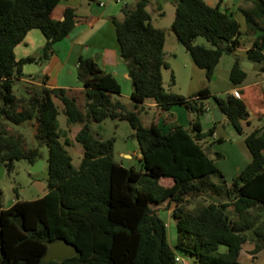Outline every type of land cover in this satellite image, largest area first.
<instances>
[{
    "label": "trees",
    "instance_id": "1",
    "mask_svg": "<svg viewBox=\"0 0 264 264\" xmlns=\"http://www.w3.org/2000/svg\"><path fill=\"white\" fill-rule=\"evenodd\" d=\"M58 1L0 0V164L11 170L14 160L31 164L41 157L39 147L27 146L22 134L10 126L30 120L34 137L46 147L47 184L42 195L14 197L0 208V264H171L177 253L193 257L197 264H239L246 240L253 243L250 256H256L264 248V81L243 85L247 70L236 47L243 31L250 37L244 58L257 63L264 74V0L238 6L243 30L231 12L220 8V0L213 5L205 0L173 3L170 29L206 80L223 52L233 54L227 76L238 95L213 93V106L239 133L248 123L245 112L262 120L244 134L249 160L228 181L202 146L213 132L212 126L202 130L199 122V115L209 108L203 102L211 94L208 88L183 96L162 86L161 69L168 67L163 59L165 32L150 22L148 0H135L122 8L121 19H112L132 84L131 106L111 97L119 94L117 81L84 56L78 57L75 69L84 111L64 88L48 86L44 75L37 83L22 80V93L12 91L13 82L23 76L22 64L34 59L16 58L13 51L26 32L31 28L42 32L40 52L45 59L51 44L73 26L72 6L65 5L58 17L52 15ZM197 36L207 44L195 43ZM54 97L66 122L80 123L73 136L82 148L77 167L64 147L69 140L58 127ZM147 98L162 109L182 105L190 115L188 124L172 123L167 129L155 122L142 124L138 111ZM105 118L129 123L139 149V167L114 161L112 138L99 139L89 130V121ZM220 156L214 151V157ZM161 178L170 183L162 184ZM198 195L202 200L188 206V198ZM162 201L173 204L172 244L165 221L151 206ZM59 238L73 243L76 252L42 261L48 242ZM220 244L223 250H218Z\"/></svg>",
    "mask_w": 264,
    "mask_h": 264
},
{
    "label": "rangeland",
    "instance_id": "2",
    "mask_svg": "<svg viewBox=\"0 0 264 264\" xmlns=\"http://www.w3.org/2000/svg\"><path fill=\"white\" fill-rule=\"evenodd\" d=\"M165 12L163 15H156L153 10H148L152 15V23L159 25L165 32V45L166 48L172 49L175 51L174 56H168L169 62L171 66L161 69V81L162 86L167 91H172L179 93L183 96L187 95V88L189 86L190 80L189 76L192 73V68L199 69L192 63H189V66H183V62L185 58H188V53L184 49V47L179 43L176 39L174 33L170 29V21L172 16V8L170 6L165 5ZM243 21L240 20V29L243 30ZM240 43H247L250 40L249 36H246L243 31H241ZM195 43L207 44L206 40L202 36H197L194 39ZM264 51V48H263ZM233 54L223 52L218 59V62L215 64L213 68L212 77L208 80L205 79L204 73L202 79L199 80L197 85L206 86L211 94L203 98V102L209 106L214 107L212 94H217L220 96H224L225 91L223 90L224 85H228L227 78V69L232 63ZM195 70V69H194ZM203 72V71H202ZM264 74L260 71L255 63L252 68L247 70V76L244 82H249L251 78L260 79L263 78ZM264 81V79H263ZM22 80H15L12 85V91L18 95L22 93ZM198 86V87H199ZM264 90V88H263ZM216 91V92H215ZM71 95V94H68ZM77 105L81 110L84 111V103L85 98L83 93L75 92L74 94ZM113 99L117 98L127 106H131V100L128 97H122L119 94L111 96ZM54 100L57 105L58 114L57 121L58 127L61 131L64 132L65 136L68 138V144H64L65 149L70 155L71 163L74 167L78 166L82 148L81 145L74 140V133L77 126L80 123H70L66 122L65 115L62 112V105L60 101L54 97ZM150 98L146 99V103L142 104V108L139 109L138 115L142 124H148L150 122L158 123L163 129H167L172 121L175 120V116L170 114L176 108L183 112L184 120L182 121V117H180L183 123H187L190 118L189 113L186 109L179 104H173L168 109H162L159 107H155L147 103ZM178 106V107H175ZM185 121V122H184ZM199 122L202 130H207L209 127L215 128L217 133L223 137V141L221 140H209L210 136H207L205 140L202 142V146L206 149L208 154L214 158V162L216 165L220 167H229L230 162H232V156H240L245 157L248 154V150L243 142V136L247 133L252 127L262 124V120L257 118L256 116H252L250 118V123L243 127L242 132H237L228 120L223 117L221 120H217L212 123L210 118L209 111H204L199 115ZM11 128L15 132H19L22 134L24 141L27 146H38L41 157L44 159L46 156V147L43 143H40L38 139H36L33 135V126L30 123V120H25L19 124H10ZM89 130L99 139H108L112 138V158L114 161L121 163L124 166H134L139 167L138 155L139 149L137 146L136 139L133 135V130L130 127L129 123L124 119L118 118H105L101 121H89L88 122ZM61 141L63 136L59 138ZM214 151H220L225 154L223 158V154L220 157H214ZM264 153V150H263ZM125 154H129L128 156ZM31 164H29L25 159H18L13 161V167L11 170H6L3 165L0 164V205L3 207L8 206L14 197L20 199H31L37 196L42 195L46 191V174H45V166L43 165L41 168L36 170H30ZM160 182L162 184H169V178H161ZM15 188V189H14ZM201 195L189 197L187 205L192 206L194 202L198 200H202ZM172 203H168L166 201H162L158 205L152 204L151 206L157 210V214L163 218L166 223V236L169 243H173L175 240V227L172 218L167 214L166 208L172 207ZM248 242L243 244L242 253L240 255V263L239 264H264V257L259 254V251H264L260 249L257 253V259H252L250 256L249 259H243V253L248 252L246 248ZM224 246L219 245L218 250H223ZM185 262V264H197L195 259L185 253H177ZM171 264H178L177 261L172 262Z\"/></svg>",
    "mask_w": 264,
    "mask_h": 264
},
{
    "label": "crops",
    "instance_id": "3",
    "mask_svg": "<svg viewBox=\"0 0 264 264\" xmlns=\"http://www.w3.org/2000/svg\"><path fill=\"white\" fill-rule=\"evenodd\" d=\"M175 1L176 0H148L146 9L153 10L156 15H163L165 12L164 7L165 5H167L172 8L173 15V3ZM205 1L211 5L217 2V0ZM134 2L135 0H107L103 5H98L96 0H59L52 10V15L54 17H58L62 8L65 5L72 6L75 12V21L73 23V26L65 36L58 40H55L51 44V53L45 59L41 58L40 52V48L45 40L42 32L38 28L29 29L24 35L23 39L19 43H17L13 48L16 58L26 55L34 56L33 60L22 64L21 71L23 72V76H21L19 80H30L37 83L40 81V78L44 75L48 86L62 87L66 90L67 94H71L74 96L75 92L82 93V85L76 78L75 69L78 57L84 56L91 58L102 71L112 75L119 85V95L122 97L129 98V94L132 89V84L130 77L127 73L125 62L119 54L112 19H121L123 17L122 8L126 6L130 7L134 4ZM249 2L250 0H220L219 6L221 9L227 12H231L240 25V20L242 19L243 21V18L240 12L238 11V6L247 5L249 4ZM149 14L150 22L152 23L151 12ZM152 25L160 27L159 25L154 23H152ZM249 43L250 40L247 43H240L239 46L236 47L237 55L242 57L240 61L247 60L246 58H244V50L249 45ZM174 55L175 51L166 48L164 38L163 59L167 62L169 67L171 66V64L167 57ZM187 57L188 58H185V61L183 62V66H189V63L195 65L189 55ZM253 66L254 64L250 62L249 68H252ZM190 67L192 69V73H190L189 76L190 83L187 88V95L202 87V85H197L196 87V83L198 84L199 80L203 77L202 73H204L202 72L203 70L201 71L197 68H192V66ZM198 68L202 69L200 67ZM249 68L245 69L248 70ZM263 79L264 77L260 79L251 78L249 82H246L243 85H250L257 81L263 82ZM227 83L228 85H224L223 87V90L225 92H230L232 88L236 87L230 85L229 79ZM142 103H146V99H144ZM147 103L155 106V103L152 99L147 101ZM212 108L213 107H209L207 111H209L210 113ZM173 111L174 112L170 113L175 116V120H173L172 123H178L183 126L187 125V123L182 122L184 120L183 112L177 108L175 110L173 109ZM246 115H248V117L246 118L248 123L244 124L243 127L250 123L251 116H249L248 112ZM180 117L183 118L182 121ZM223 117L224 115L221 114V118L218 120H221ZM258 126L260 125H257L255 127ZM77 127L78 128L76 129V131L79 129L80 125ZM253 128L254 127H252L250 130H252ZM209 136V140H207L208 142L211 140H221V142H224L223 137L217 133L215 128H213V132ZM222 154L224 158L225 154ZM125 155L128 156L129 154ZM249 157V152L247 155H245V157L235 155L232 156V162H230L229 167L223 168L218 165L216 166L222 172L224 178L228 181L231 177H233L240 171V169L249 160ZM0 208L4 207L0 205ZM170 208L171 207L166 208V212L168 215ZM245 242H248L246 246L248 252L243 253L242 257L244 260H247L250 258L253 243L249 240H246ZM243 244L238 255V262L240 261V255L242 253ZM252 259H257V256H254Z\"/></svg>",
    "mask_w": 264,
    "mask_h": 264
},
{
    "label": "water",
    "instance_id": "4",
    "mask_svg": "<svg viewBox=\"0 0 264 264\" xmlns=\"http://www.w3.org/2000/svg\"><path fill=\"white\" fill-rule=\"evenodd\" d=\"M241 65L244 68H249L250 67V62L248 60H242L240 61ZM221 111L213 107L210 111V116L213 121L218 120L221 118ZM247 114V112H245ZM43 165V158L42 157H37L36 160L31 163V168L30 170H36L38 168H41ZM76 252L75 245L64 238H59L57 240H51L48 242V246L42 256V261H47L50 259L53 260H60L65 256L74 254Z\"/></svg>",
    "mask_w": 264,
    "mask_h": 264
},
{
    "label": "built area",
    "instance_id": "5",
    "mask_svg": "<svg viewBox=\"0 0 264 264\" xmlns=\"http://www.w3.org/2000/svg\"><path fill=\"white\" fill-rule=\"evenodd\" d=\"M105 1H107V0H96L98 5H103L105 3ZM230 93L233 94L234 96H237L238 95L237 88L236 87L232 88L230 90ZM259 254L262 257H264V251H260ZM174 260L177 261L178 264H185L184 260L177 254L174 256Z\"/></svg>",
    "mask_w": 264,
    "mask_h": 264
}]
</instances>
